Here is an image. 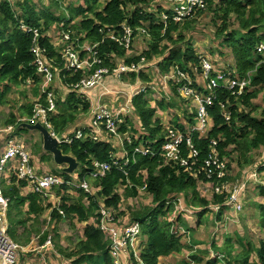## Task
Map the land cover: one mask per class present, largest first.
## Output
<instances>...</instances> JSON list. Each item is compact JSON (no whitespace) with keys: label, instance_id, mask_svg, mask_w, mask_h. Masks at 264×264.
<instances>
[{"label":"trees","instance_id":"trees-1","mask_svg":"<svg viewBox=\"0 0 264 264\" xmlns=\"http://www.w3.org/2000/svg\"><path fill=\"white\" fill-rule=\"evenodd\" d=\"M42 1L0 0V104L5 103L4 98L10 94L12 88L27 81H31L35 88L33 97L38 102L45 103L41 92L43 79L38 75L36 59L32 52L35 42H38L53 68L56 83L60 79L66 88L63 97L59 90L53 85L50 86L60 95H57L58 110L51 115V123L53 131L61 137L71 136L84 125H90L88 119L77 120L83 116L82 112L86 113L91 108L88 95H82L73 89V85L86 76L87 72L79 70L72 75L67 69V60L56 48V41L61 39L62 31L70 32L75 45L98 44L96 50L103 60V66L114 68L120 63H139L143 58L151 64L150 61L159 58L156 62L160 67L161 78L177 66L187 70L192 78H195L193 72L197 68L198 76L203 78L201 53H198L193 45L190 30H195L199 18L204 13L205 16L212 17L211 21L217 28L214 37L221 40L223 46V49L215 50L222 56L233 54L236 69L230 67L232 76L237 80H247L249 85L242 93H239V86L234 89H215L213 103L207 105L213 126L206 137L200 136L198 130L187 129L184 123L179 122L176 114L171 122L172 127L166 129L160 114L165 109L169 108L171 111L170 108L177 107V101L161 99L156 106H152L153 99L147 92L152 89L138 92L130 104L137 123L130 116L120 114L122 121L119 131L122 134L129 133L130 137V141H124L123 157L117 152H122L120 145L111 143L109 138L100 141L89 138L74 139L72 143L61 144L63 152L73 155L80 163L77 180L63 169L55 170L56 175L67 180L83 182L92 177L97 171L96 162L111 165L105 176L97 178L100 190L96 194L92 195L84 188L64 185L57 189L61 199L60 204L54 207L37 193L29 192L23 195L21 189L27 187V181L19 180L15 175L10 184L2 183L3 192L9 198L7 217L11 237L25 246L22 243H29L33 234L40 236V244H44L49 235L53 234L55 252L63 259L70 260L69 264H115L110 251L112 240L109 233L101 227L102 203L105 202L107 209L119 210V213L115 214V220L118 221L116 217L120 218L119 216L126 214L124 209L120 208L123 202L131 198L138 199L146 193L150 196L149 204L140 208L130 207L129 221L140 222L143 235L148 237L147 241H144L146 246L142 253L147 264H162L160 258L179 256L184 251H189L190 255L176 264H188L190 260L197 264H264V237L255 241L250 236L240 235L239 232L236 233L235 240L226 238L224 245L213 242L212 247L216 250H213L216 255L214 257L208 256L210 249L199 251L198 253H203L201 257L195 253L191 255L193 246L205 244L204 240L195 239L197 228L188 224L184 234L177 233L181 217L173 221L170 216L180 198L184 201L182 207L185 210L181 211V214L191 212V215H187L191 221L193 216L198 215V227L208 213L214 214L213 210H217L214 206H219L217 214L215 213L216 222L219 224L216 227L220 226L225 212L231 209L227 204L228 193L215 194L207 185L208 181L219 183L231 180L230 176L223 179L217 178L216 175L212 179L207 177L204 166L211 153L213 140H217L216 151L220 158L226 161L229 172L234 166L240 168L249 165L253 167L252 170L264 172V105L259 107L253 102L264 90V57L260 53L261 49L264 50L261 48L264 45V0H204L205 7L185 21L170 20L167 23L161 15L171 14V9L162 5L168 0H76L68 4L64 0H46V5H43ZM35 2L41 3L43 10L37 11ZM233 20L237 22L236 28H232ZM125 24L133 28L135 39L137 36H150L147 45L139 53L128 54L127 49L109 37L111 31L121 30ZM51 28H56V35L52 36ZM141 28L146 33L139 31ZM35 29L39 33L38 37ZM78 49L82 55H88L87 50L79 47ZM97 66L89 71L90 74ZM215 68L223 71L228 69L227 66L225 69ZM148 70L144 66L137 72L124 74L123 77L130 76L138 82H149L151 79ZM174 84L178 85V82ZM194 86L201 93H210L204 82L199 84L196 80ZM175 92L179 94L176 88ZM63 106L69 108L65 114L60 113ZM25 107L21 109L24 110L23 114L31 117L34 106ZM259 109L260 114L255 115ZM226 114L230 115L229 119ZM11 115L3 122L4 125L16 127L17 132L23 135V131L28 129L20 126L27 121H19L14 113ZM189 120L190 124L198 125V115L195 112L190 115ZM175 128L184 136L180 145L181 158L168 160L162 147L168 140L169 131ZM188 139H191L193 148L190 147ZM145 145L152 146L154 154L137 151ZM34 148L35 154L43 152L39 143ZM193 149L197 153L195 157L191 152ZM40 159L51 163V153L49 156L42 154ZM183 160L188 161V165L183 164ZM115 161H118V164H115ZM255 184L258 195L263 200L255 204L261 210L260 227L264 229V180ZM71 188L77 191L78 198L70 195L69 192H73ZM141 188L145 190L142 191ZM119 189L123 191L120 192ZM49 208H52L50 219L56 224L42 232L47 222L42 216ZM67 220L70 223L69 228L77 234L72 239L70 237L72 246L64 248L60 244L61 235L57 224ZM81 224L84 225L83 230L79 229ZM20 227L24 228L21 233ZM185 237L187 239L183 241Z\"/></svg>","mask_w":264,"mask_h":264},{"label":"built area","instance_id":"built-area-1","mask_svg":"<svg viewBox=\"0 0 264 264\" xmlns=\"http://www.w3.org/2000/svg\"><path fill=\"white\" fill-rule=\"evenodd\" d=\"M204 7V0H175V6L173 8H170L171 14L164 13L163 18L166 20V23L170 20L183 22L194 13H196L199 9H202ZM29 30L32 31V29ZM34 32L36 34V37H38V31L35 29ZM109 37L115 42L119 43L128 51L133 48L134 30L129 25L125 24L123 25L121 30L111 31L109 33ZM60 40L61 43L57 44L56 48L62 54L63 58L67 60L68 71H70L72 75L79 70H85L87 72L86 76H84L81 80L73 85V89H75L82 95H88V92L90 90L101 86L109 77L122 80L124 74L133 71L137 72L145 66V64L141 65V63H120L114 68L106 67L102 65L103 60L99 56L98 50H96L98 44L92 45L90 43H85L83 45H75L74 42H72V37L69 31H63L61 33ZM78 47L80 49L83 48L87 50L88 55H82ZM261 48H264V45ZM32 52L36 59L35 62L38 68V75L43 79V89L41 91L43 96L45 97V103L38 102L35 104L33 115L29 118V122L31 124L41 122L48 129L52 130L53 126L51 123V115L56 113L58 110V99L55 96L54 90L50 88L54 80V71L52 66H50L48 63L44 49L41 48L38 42H35V45L32 47ZM260 53L262 57H264L263 49H261ZM200 57L201 67L204 75V80L203 78L202 80L206 82L204 84L210 90V93L204 94L203 92H199V90L194 86L195 81H191L193 80L192 76L187 73V70L179 68L178 66L172 70L175 71L174 75H172L171 71V77H176V81L180 83L179 89L183 91L184 96H191L197 102L195 113L198 115V125L194 130H198L200 134H207L213 126H210L213 120L210 118L207 112V105L213 103L215 89H217L218 87L234 89L236 86H239V93H242L244 91V88L247 87L248 81L241 79L237 80L236 77L232 76V71L230 69H225V71L216 69L212 61L203 56L202 53ZM143 61L145 62L146 59L143 58ZM96 65L98 66L95 68L93 73L90 74L89 71H92L93 67H95ZM194 70V74H199L197 68H195ZM164 77H168L170 79L169 75ZM151 85L152 84H145L139 87V92L142 90L147 91V88L153 87ZM120 114L121 113H114L111 108L103 106L98 108L90 125L79 128L74 132L73 135L61 138L55 133L54 134L62 143H72L74 139L87 138L96 141H100L104 138H113L122 141H125V139H127L130 141L129 133L122 134L119 131V126L122 121V119L120 118ZM227 115L228 114H226V116ZM227 118L229 119L230 115H228ZM5 130L12 132L14 130V127L8 126ZM2 131L3 129L0 127V133ZM203 131L205 133H203ZM183 139L184 136L181 132L175 130L169 131L168 140L163 144L162 147L164 156L168 160L181 158L179 156L180 145L182 144ZM188 143L190 147L193 148L191 139H188ZM217 145V140H213L211 153L204 166V170L207 173L208 179H212L215 175L219 179H223L231 175L228 170L226 161L221 159L220 155L216 151ZM137 151L143 154H154L153 147L150 145H145ZM191 152L193 153L194 157L197 155L194 149ZM193 159L196 160V158ZM15 161H18L15 176H17L19 180L27 181V188L29 189V192L39 194L46 203L52 202L54 207L56 205H59L61 199L60 195L57 192V189L62 188L64 185H69L70 187L75 188H84L86 191H90L89 183L86 180H84L83 182H77L72 179L67 180L65 177L53 173L39 174L32 164L31 152L24 141L20 139L10 140L7 149L0 159V264H16L20 256V251L24 249V247L16 242L10 235V225L7 217L9 198L5 196L2 186L8 163ZM117 162L118 161H115V164H118ZM126 162L128 163V160ZM182 163L188 165V161L186 160H183ZM95 165L97 171H95L92 176H95L97 178L105 176L107 171L111 169V165L108 163L96 162ZM213 167H215L216 169L214 170ZM227 183H230V180L219 183L208 181L207 185L215 194L228 193L229 199L227 204L230 206L236 205L241 210L242 205L238 203L239 198L237 195L239 186H235L233 192L231 193L226 187ZM141 189L142 191L145 190L144 188ZM235 190L236 193H234ZM213 208L218 210L219 206H214ZM112 211L113 210H111V208L107 209L105 207L103 208L102 206V208L100 209V213L102 215L101 227L105 232L109 233V237L112 240L110 251L113 258L116 259V264H119V261H117V259L121 253H124V248H126L127 246L129 248L133 247L135 250L136 258L134 257V255H132V262H134V264H147L142 257L143 252L141 251V248L145 247V245L141 243L145 241L143 239L142 224L136 221L128 223L126 225H122L115 220L116 213L115 211ZM46 246H52L51 239L48 240Z\"/></svg>","mask_w":264,"mask_h":264},{"label":"rangeland","instance_id":"rangeland-1","mask_svg":"<svg viewBox=\"0 0 264 264\" xmlns=\"http://www.w3.org/2000/svg\"><path fill=\"white\" fill-rule=\"evenodd\" d=\"M64 1L66 4H68L71 1H76V0H64ZM35 4L37 7V11H41V10H43V5L47 4V1L43 0L42 1L43 5L39 2H35ZM163 4H164V6L166 5L168 8H173L175 6V0H168L167 3H162V5ZM161 16H164V14H162ZM211 20H212V17H210L209 15L205 16L203 13L202 17H200L198 20V23H197L195 30L194 31L190 30L191 35L193 36V45H195V49L197 50V52L202 53L203 56L210 59L215 67L225 69V67L227 66L228 69H230V67H232V69L235 70L236 69V60H235L233 54L230 56H228V55L222 56V54L219 53L218 50H215V49H223V46L221 45V40H218L214 37V31L217 28L215 27L214 23ZM237 26H238L237 22L235 20H233L232 28H236ZM51 29H52V36L56 35L57 34V32L55 30L56 28H51ZM140 30L142 31V33H146L144 30H142V28L139 29V31ZM64 32H68V31H64ZM149 37L150 36H147V37L141 36L138 38V36H137L136 39L134 37L133 51L136 53H139L143 49V47H145L147 45V43H148L147 41H148ZM144 40H145V42H143ZM59 43H61V40L56 41V45ZM134 46H135V48H134ZM130 52H131V50H130ZM130 52H129V54H130ZM158 59L159 58H155L152 61H150L151 64L148 63L149 60H147V59L145 62L143 61V59L139 62V63H141V65L145 64V67L149 69L148 75H149L151 80L149 82H145V83L152 84L151 86H153V87H150V88H152V90H150V95H151L152 99L154 100V101L153 100L151 101L152 106L153 105L156 106L157 102L161 99H167V100L171 99V100L177 101V103H178L177 107H175V108L172 107L173 109L170 108L171 111H169V108L165 109L164 112L163 113L161 112V114H160L163 117V121H164L166 129L167 128L169 129L170 127H172L173 124L171 125V122L175 119L174 115L176 114L179 118L178 119L179 122L184 123L186 125L187 129L193 128V130H194L197 127V125L196 124L195 125L190 124L189 119H190V115L193 114L197 108V102L191 96H184L183 91H181L179 89L180 83L178 82V85L174 84L176 82V77L175 76L171 77V72L169 74L163 75V77L169 75L170 79L168 77L161 78L162 74L160 71V67L156 62V60L158 61ZM229 64L231 66H229ZM187 73L190 74L188 71H187ZM174 74H175V71H172V75H174ZM197 75L198 74L196 73L195 78H193V80H191L192 82L198 80L199 84H202V82L206 83L205 81L202 80L201 77H199ZM139 82H141V81H139ZM139 82L131 79L130 76L129 77H122V80L117 81L116 84L115 83L112 84L113 87H109L110 94L107 95L108 96L107 100H108L109 104L111 105L112 110H117L122 115L130 116L136 123H137V118H136L135 114L133 113V109L131 108L130 104H131V100H132L133 96L139 92V89L130 88V87H131V85H134V84L139 85ZM247 85H249V83ZM13 87H15V86H13ZM175 88L177 89V92L179 91L178 92L179 94H177L175 92ZM41 89H43L42 86H41ZM55 89L58 90L57 87ZM128 89L130 92H128ZM34 91H35V88H33V84L30 81H27V83H24L21 86L12 88L10 94H8L4 98L5 99L4 101L6 104H5V106H2L0 108V115H3V114L8 115L10 112H12V108H14L12 106V104L16 105L15 109H17V111L19 110L18 112H21V109H23V107L28 106V105H33L35 107V104L38 103V100H36L33 97ZM56 93H57V91L55 92V96L57 97V95H58V97H60V95L58 93L57 94ZM96 96L98 98V95H96ZM95 102H96V100L90 101L91 108L86 113L82 112L81 115H83V116L81 118H79L77 121L82 120V119H85V120L90 119L92 117V115H94V113H96V111L98 110V105L96 106ZM253 102L257 106L263 107V105H264V90L261 92V94ZM24 109H26V107ZM23 111L19 114L21 117L19 119V121H27L28 120V116L26 114H23ZM260 111H261L260 109L257 110L255 112V115H259ZM114 113H116V112L114 111ZM1 120L2 121L4 120L3 117H1ZM77 121H75V123ZM87 121H86V123H88ZM211 125H213V122H211L210 126ZM1 128H3V127H1ZM177 130L178 129L175 128V131H177ZM207 130H206V132H207ZM23 132H24V134L21 137H23L24 139H22V140L24 141L25 144L27 143L29 150L31 152V155L33 156L34 151H35L34 147L38 143L37 138L40 137L39 136L40 132L35 131L34 132L35 136L31 135L32 137L30 136V130L29 129L25 130ZM26 132H28V133H26ZM203 133H205V132L203 131ZM207 134L206 133L200 134V136L206 137ZM123 141L117 140V144L124 145ZM117 152H119V154L122 155V157L125 155V152L123 149H122V152H120V151H117ZM51 158H52V162H51L50 169L48 167L47 169H49V170H45V171L41 172V174H48V173L49 174H51V173L57 174L55 172V170L62 171L63 168L58 166L55 163L52 154H51ZM46 165L49 166L50 164L45 163L44 166H46ZM252 168L253 167L251 165L245 166V167H240V168H237L236 166H234V168L231 170V172H230L231 173V175H230L231 180H230V183L226 184V187L232 193L234 187L239 186V188H238L239 191H237V195L239 198L238 203L242 205V209L240 210L236 205H232L231 209L229 211H226L227 213L225 212L224 215H226V216H223L221 224L218 227H216L219 224H217L216 216H215V213L217 214V210L212 209L214 214H211L209 216H205L202 219V224L198 227V222L200 221V218L198 215L193 216V220L191 221V219L187 217V214H186L187 212H184L181 214V211H183L181 209H182V205H184V201L180 198V201L176 205L175 211L171 215L169 214L173 221H176V220H178L179 217H181L180 218L181 223L178 222V226H180V227H179V229L177 228L176 232L177 233L179 232L180 234H184L185 229L187 230L186 227L188 224L191 227L197 228L196 231H198V232L195 233L194 238L199 239V240H204V242H205L204 245L200 246L198 244L196 246H193V250H191V252H192L191 255L195 253L201 257V255L203 253H201V252L198 253L199 251H207V250L210 251L211 250V252H210V254H208V256L213 255V257H214L216 255H215V252L213 251L215 249H213L212 243L215 242L217 245H224L226 243V240H227L226 238L230 237V238H233L235 240L236 239L235 235L237 232L241 233L240 235L245 236V237L250 236L251 239H254L255 241H257L260 237H264V229H261V227H260V225H261L260 224L261 210L255 204V203H259V202L263 201L260 199V196L258 195V189H257V185L255 184V182L261 183V181L264 180V172L261 173L259 170L258 171L256 169L252 170ZM78 173H79V170H77L74 174L71 175L72 178H75L77 180L76 175ZM75 179H72V180H75ZM86 181L89 183V187H90L89 192L92 195L96 194L100 190V186L97 185L99 182L97 177L92 176V177L88 178ZM249 185H251V186H249ZM119 191L122 192L123 190L119 189ZM76 192L77 191H73V192H69V193H70V195H74L76 198H78L79 195ZM234 193H236V190L234 191ZM101 199H102L101 201L103 202V200H104L103 197ZM149 201H150V196H148L146 193L142 194V196L138 199L137 198H135V199L131 198L130 200L129 199L125 200L120 208H123L126 214L124 216L123 215L119 216L120 218L116 217V219L118 220L117 222L122 223V225H126V224L130 223V221H129L130 207L140 208L142 206L148 205ZM51 204H53V203L51 202ZM102 206H103V208L105 207V202L102 203ZM111 210L115 211L116 214L119 213V210H117V209L115 210L114 208H111ZM228 212L230 214H228ZM50 213H51V211H50ZM45 215H49V212H47ZM109 215H110V213H109ZM227 215H229V217ZM188 220L191 221L192 224ZM54 224H56V222L51 221V219L49 222H47V226L49 229H51V227ZM57 225L59 228V233L61 235V242L64 243V247L72 246L71 239L77 233L74 230L69 228L70 223L68 222V220L60 222ZM44 227L46 228V225ZM83 227H84V225L81 224V226H79V229L83 230ZM70 237H71V239H70ZM217 237H220V238H217ZM189 238L190 237L188 236V239ZM143 239L147 241L148 237L146 235L145 236L143 235ZM185 239H187V237H185L183 239V241ZM34 242L39 244V242L37 240ZM190 242H191V240H190ZM141 243H143L146 246V243H144V242H141ZM37 244H36V246H37ZM237 247L239 249H241L239 246H237ZM144 248L145 247L141 248L142 252H144ZM24 249H25V247H24ZM20 253H21V251H20ZM27 253H33V251L27 252ZM132 255H134V257L136 258L134 248L133 247L129 248L127 246L126 248H124V253H121L119 255L117 261H119V264H126L128 262H132ZM189 255H190L189 251H186V252L184 251L182 253V255L171 256V257H167V258H160V261L162 264L163 263L164 264H176L177 262L181 261V259L188 258ZM114 262H115V264L117 263L115 258H114ZM16 264H19V261H17ZM188 264H197V262H193L190 260L188 262Z\"/></svg>","mask_w":264,"mask_h":264},{"label":"crops","instance_id":"crops-1","mask_svg":"<svg viewBox=\"0 0 264 264\" xmlns=\"http://www.w3.org/2000/svg\"><path fill=\"white\" fill-rule=\"evenodd\" d=\"M129 52L130 51H128V54H129ZM132 53H134L133 48L131 49L130 54H132ZM117 81H120V80L116 79V78L109 77V78H107L104 81V83L101 86H98L97 88L90 90L88 92V97H89L90 101L96 100L95 103H96V106L98 105V108L103 107V106L111 108V105L109 104V102L107 100L108 99L107 95L110 94L109 87H113L112 84L113 83L116 84ZM145 84H147V83L142 81L139 85H137V84L131 85L130 88L138 89L139 87H141V86H143ZM51 85H53L55 88L57 87L58 90L62 93L61 96L65 97L66 88L63 86L62 81L60 79H59V81L57 80V83H56V79L54 77V80H53ZM128 92H130L129 89H128ZM147 92H148V94H150V91H147ZM96 95H98L99 99L97 98ZM5 104L6 103L0 104V108L2 106H5ZM12 106L14 108H12V112H10L8 115H4V114L0 115V127H3L2 128L3 131L0 133V159H1L2 155L4 154L5 150L7 149L8 143H9L10 140H12V139H17V140L20 139V140H22L23 139V137H21L23 135L21 133L17 132V128L16 127H14V130L12 132H9V131L5 130L6 127H8V126H5L3 122L6 121V119H9L12 116L11 114H13V113L16 114L15 116L18 117V120L21 118L19 114L22 112V110H21V112H18L19 110L17 111V109H15L16 105L12 104ZM68 111H69V108L67 106H63L61 108V112L60 113L61 114L62 113L65 114ZM112 111L113 112L115 111L116 113H119V111H117V110H112ZM94 115H95V113H94ZM94 115H92V117L90 119H88L90 124H91V122H92V120L94 118ZM1 117H3V119H4L3 121L1 120ZM4 126H5V128H4ZM9 126H12V125H9ZM86 126H88V125H84V127H86ZM34 132L35 131H30V136L31 135L35 136ZM39 136L40 137L37 138L38 143L40 142L39 144H41V146L43 147V136H42L41 132H40ZM109 140H110L111 143H113V142L116 143L117 142V140L113 139V138H109ZM123 146L124 145H120L121 150H122ZM27 147H28V145H27ZM42 154H47L49 156V153L48 152L46 153L44 148H43V152L42 153H39V154H35L34 153L33 156H32V164H33L35 170L38 173L40 172L39 174H41V172H43L45 170H49L50 166H51L50 162H48V161L44 162L43 160L40 159ZM45 163H49L50 165L49 166H47V165L44 166ZM17 166H18V161L9 162L8 163L6 171H5V174H4V178H3V184L4 183L5 184H10L11 183V178L15 175ZM48 167H49V169H47ZM76 177H77V175H76ZM21 193L23 195H27L29 193V189L27 187H23L21 189ZM51 210H52V208L51 209L50 208L47 209L44 212V214L42 216V219H46L47 222H49L50 221V215H51L50 211ZM181 210H183V207H182ZM183 211H185V210H183ZM227 211H229V210H227ZM47 212H49V215H45ZM186 214L187 215L188 214L191 215L192 213L191 212H187ZM228 214H230V213L228 212ZM209 215H211V214L208 213L207 216H209ZM227 216L229 217V215H227ZM47 222H46V228L43 227L42 232L49 229L48 226H47ZM23 230H24L23 227L19 228V232L20 233ZM52 235H49L48 239L44 242V244H40V241H39L40 236H36L35 234L32 235V239H31V241L29 243H27V244L22 243L23 245H25L24 246L25 249L22 250L21 253H20L19 260H18L19 264H69L70 260L63 259L57 252H55L56 251V247H55V242H54V240L52 238ZM218 238H220V237H218ZM49 239L52 240V246H46V243L48 242ZM36 240L39 242V244L34 242ZM36 244H37V246H36ZM60 244H61L62 247H64V243H62L61 240H60ZM199 245L201 246V245H204V244H199ZM64 248H67V246L64 247ZM32 251H33V253H27V252H32ZM55 253H57V255ZM126 264H134V262H128Z\"/></svg>","mask_w":264,"mask_h":264},{"label":"water","instance_id":"water-1","mask_svg":"<svg viewBox=\"0 0 264 264\" xmlns=\"http://www.w3.org/2000/svg\"><path fill=\"white\" fill-rule=\"evenodd\" d=\"M21 128H27L30 131H39L43 136V148L46 152L53 155L55 163L62 167L68 174H74L80 166L79 161L76 157L71 154H66L61 148L62 142L54 134L53 131L48 129L41 122L36 124H31L29 122H23L20 126Z\"/></svg>","mask_w":264,"mask_h":264},{"label":"clouds","instance_id":"clouds-1","mask_svg":"<svg viewBox=\"0 0 264 264\" xmlns=\"http://www.w3.org/2000/svg\"><path fill=\"white\" fill-rule=\"evenodd\" d=\"M30 118V117H29ZM29 118H28V120H27V122H29ZM30 123V122H29ZM51 131H53V129L51 130ZM54 132V131H53ZM55 133V132H54ZM56 134V133H55ZM57 135V134H56ZM57 136H59V135H57ZM59 137H61V136H59ZM62 138V137H61ZM24 139V138H23ZM27 145V144H26ZM54 209V208H53ZM146 241V240H145Z\"/></svg>","mask_w":264,"mask_h":264},{"label":"bare ground","instance_id":"bare-ground-1","mask_svg":"<svg viewBox=\"0 0 264 264\" xmlns=\"http://www.w3.org/2000/svg\"><path fill=\"white\" fill-rule=\"evenodd\" d=\"M19 126V125H18ZM18 129H20L19 127H18ZM21 130V129H20ZM47 153V152H46ZM60 192V191H59ZM233 208V207H232Z\"/></svg>","mask_w":264,"mask_h":264}]
</instances>
